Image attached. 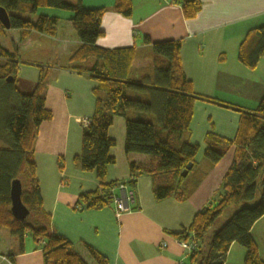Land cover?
I'll list each match as a JSON object with an SVG mask.
<instances>
[{
  "label": "crops",
  "instance_id": "obj_1",
  "mask_svg": "<svg viewBox=\"0 0 264 264\" xmlns=\"http://www.w3.org/2000/svg\"><path fill=\"white\" fill-rule=\"evenodd\" d=\"M131 1L132 13L128 18L111 10L104 14V34L97 46H134L137 54L131 67L133 77L140 80L152 75L150 46L144 38L150 42L179 40L182 71L193 92L207 99L194 102L189 134L184 138L199 146L190 174L192 178L201 177L186 200L168 198L155 202L152 179L137 176L134 186L127 185L124 191L129 211L118 218L113 204L98 210H77L79 196L99 188L93 175L81 172L75 160L81 150V120L93 115V90L97 85L69 69L68 60L78 46L71 13L42 10L46 16L58 19L55 37L31 33L16 41L15 88L20 94H31L40 68L45 70V106L52 119L39 128L33 159L48 232L68 241L85 264H96L88 248L103 256L107 264H186L189 254L172 235L188 228L195 214L211 202L234 153V147H230L217 164L209 166L203 156L206 136L214 134L232 140L242 112L254 109L264 95V55L253 69L242 66L237 59L239 45L247 33L264 26V0H199L201 9L191 20L183 18L178 4L181 0ZM114 3L115 0H82L83 7L88 9H109ZM15 32L19 37V32ZM35 48L43 61L23 59ZM108 133L115 141L111 151L115 162L107 167L105 183L126 182L130 163H147L149 159L124 153V118L115 117ZM113 194L123 193L115 189ZM250 236L264 262V215L254 223ZM19 248V240L1 228L0 264H45L41 246L30 235H24L21 253ZM244 255L243 247L232 244L223 264H244Z\"/></svg>",
  "mask_w": 264,
  "mask_h": 264
},
{
  "label": "trees",
  "instance_id": "obj_2",
  "mask_svg": "<svg viewBox=\"0 0 264 264\" xmlns=\"http://www.w3.org/2000/svg\"><path fill=\"white\" fill-rule=\"evenodd\" d=\"M178 4L185 20L195 18L201 9L199 0H181ZM0 8L9 16V30L18 31L21 41L31 33L54 38L58 19L39 15L32 22L13 13L36 15L38 9L51 8L73 15L70 21L78 46L68 60L69 69L97 85L93 90L94 112L83 128L81 150L75 160L81 172L93 175L99 188L81 194L77 210L110 206L113 190L119 184L134 186L137 176L152 179L155 202L168 198L182 202L193 193L201 180L190 174L199 146L184 138L189 134L194 102L207 99L193 92L182 71L179 40L150 42L145 37L144 43L150 46L152 75L139 80L133 77L131 67L137 54L134 46L106 49L96 44L104 34V14L111 10L130 17L131 0H115L109 9H88L82 0H0ZM4 32L0 24V35ZM263 55L264 26L247 33L239 45L237 59L242 66L253 69ZM17 70L16 50L9 51L0 44V92L9 108L0 120V229H7L19 240L20 253L24 235L39 240L45 264H85L68 241L48 232L35 177L34 141L41 124L52 119L45 106L46 72L40 68L34 90L24 95L15 88ZM7 78L11 80L7 82ZM128 92L134 97H129ZM115 117L124 118V153L146 156L149 162L130 163L126 182L105 183L107 167L115 162L111 152L115 141L108 133ZM205 143L203 156L209 166L217 164L234 147L231 165L211 202L195 214L188 228L172 236L177 240L193 237L198 242L187 264H223L232 244L245 250L244 264H264L250 236L252 226L264 215V95L254 109L242 112L232 140L208 134ZM188 163L192 168L182 177ZM58 166L63 168L61 158ZM23 179L28 183L26 190ZM14 180L21 183V202L29 214L35 213L30 223L11 215L10 186ZM88 252L96 264H107L93 249L88 248ZM8 258L13 262L11 256Z\"/></svg>",
  "mask_w": 264,
  "mask_h": 264
},
{
  "label": "rangeland",
  "instance_id": "obj_3",
  "mask_svg": "<svg viewBox=\"0 0 264 264\" xmlns=\"http://www.w3.org/2000/svg\"><path fill=\"white\" fill-rule=\"evenodd\" d=\"M65 1L68 2V3H71L73 0H65ZM50 9L51 8H41L40 10L38 9L39 11L36 13V15L14 14V13H13V15H17V16H19L22 19L34 22L37 16L42 15L43 13H45V11H42V10H50ZM51 10H57V9H51ZM58 11H60V10H58ZM58 11H55V12H58ZM60 12H63V11H60ZM43 15H45V14H43ZM15 33L16 32L13 31V30H5V32L3 34H1L2 36L0 37V44L3 47H5V49H7L9 51L15 50L14 46L18 43L16 41L19 39V37H17V35ZM44 44L45 43H43V45ZM38 50H39L38 48H35L32 52H30L23 59L30 60L32 58V59H35L36 61H43L44 59L40 58L39 54H37ZM41 57H42V55H41ZM15 87H16V84H15ZM24 95H28V94H24ZM128 96L129 97H134L131 92H128ZM8 109L9 108L6 105H4V103L2 101V96H1V92H0V120L3 119L4 115L8 112ZM0 148H3L1 144H0ZM22 187H23L24 190H26L28 188V183H27L26 179L22 180ZM34 216H35V213L31 212L28 215V217L25 219V221L27 223L32 222ZM28 239H29V241H31L30 238H28Z\"/></svg>",
  "mask_w": 264,
  "mask_h": 264
},
{
  "label": "water",
  "instance_id": "obj_4",
  "mask_svg": "<svg viewBox=\"0 0 264 264\" xmlns=\"http://www.w3.org/2000/svg\"><path fill=\"white\" fill-rule=\"evenodd\" d=\"M0 24L4 28V30H9V16L7 12L0 8ZM11 78H7V82H9ZM192 168V163H188L184 170L181 173L182 177H185L188 171ZM21 183L19 180H14L10 186V212L14 219L23 221L29 215V210L23 205L21 202ZM37 240L36 242H38Z\"/></svg>",
  "mask_w": 264,
  "mask_h": 264
},
{
  "label": "built area",
  "instance_id": "obj_5",
  "mask_svg": "<svg viewBox=\"0 0 264 264\" xmlns=\"http://www.w3.org/2000/svg\"><path fill=\"white\" fill-rule=\"evenodd\" d=\"M88 124V118L81 120V125L86 127ZM126 185L125 184H119L117 189L120 191V193H123L122 196H115L112 195V204L114 205V214L115 217L118 218L121 214L128 212L129 208L127 207V204L125 203V191ZM179 246L185 250L188 254L195 251L198 248V242L193 238L190 237L187 240H177ZM185 264V263H180ZM187 264V263H186Z\"/></svg>",
  "mask_w": 264,
  "mask_h": 264
}]
</instances>
